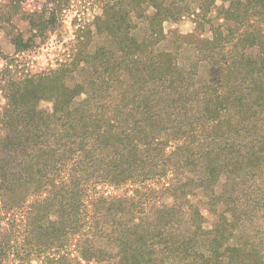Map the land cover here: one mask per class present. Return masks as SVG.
Segmentation results:
<instances>
[{"label":"trees","instance_id":"1","mask_svg":"<svg viewBox=\"0 0 264 264\" xmlns=\"http://www.w3.org/2000/svg\"><path fill=\"white\" fill-rule=\"evenodd\" d=\"M120 3L103 14L119 57L87 56L91 75L75 86L65 70L8 82L0 264H264V0L234 2L227 20L247 22L241 42H252L229 52L217 87L199 89L168 55L124 42ZM209 44L199 53L219 61ZM17 211L20 241L6 220Z\"/></svg>","mask_w":264,"mask_h":264},{"label":"rangeland","instance_id":"2","mask_svg":"<svg viewBox=\"0 0 264 264\" xmlns=\"http://www.w3.org/2000/svg\"><path fill=\"white\" fill-rule=\"evenodd\" d=\"M108 1L69 0L66 4L62 0H0V128L9 81L38 79L65 70L68 72L65 73L66 84L75 86L90 77L91 68L87 62L101 48L112 51L115 57L120 56L116 41L107 29L108 21L103 17V14L109 13L104 7ZM237 1L141 0L135 6L122 0L121 11H128L129 15V22L125 21L129 40L124 42H145L154 56L168 55L178 68L194 73L195 89L217 87L229 52L237 45L242 51L252 42L249 38L241 42L240 35L244 34L247 22L227 20L238 7L234 4ZM160 4L161 7L156 9L155 6ZM157 14L159 18L154 19ZM209 42L220 44L222 57L219 61L210 62L199 53L200 49L208 50L212 46ZM252 51L246 48L248 54ZM77 52L84 56L75 59ZM73 103L77 106L79 99ZM52 108L50 101L39 103L40 110L50 112ZM166 183L167 179H162L150 185L158 187ZM125 189L127 187L115 192ZM206 217L213 220L208 215ZM6 218L20 241L24 226L22 211H17L14 218L9 213ZM238 242V236L232 240V244ZM41 262L42 258L27 264ZM7 264L21 263L11 258Z\"/></svg>","mask_w":264,"mask_h":264}]
</instances>
